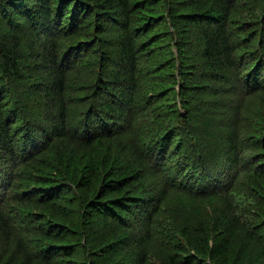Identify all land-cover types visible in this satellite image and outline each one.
Wrapping results in <instances>:
<instances>
[{"label": "trees", "instance_id": "1", "mask_svg": "<svg viewBox=\"0 0 264 264\" xmlns=\"http://www.w3.org/2000/svg\"><path fill=\"white\" fill-rule=\"evenodd\" d=\"M243 3L0 0V264H264V11ZM194 92L227 118L219 154Z\"/></svg>", "mask_w": 264, "mask_h": 264}, {"label": "rangeland", "instance_id": "2", "mask_svg": "<svg viewBox=\"0 0 264 264\" xmlns=\"http://www.w3.org/2000/svg\"><path fill=\"white\" fill-rule=\"evenodd\" d=\"M242 1H245V3H247V7H246V15H245V18L247 15H249V9L252 10V11H255L257 10V8H255L256 6L260 5L262 6L261 9L262 11L259 12L258 10L256 12H259L260 14L263 13L264 11V0H242ZM142 4L144 3L143 1L141 2ZM146 3V2H145ZM243 3V4H245ZM148 4V3H146ZM160 4V3H159ZM156 5V4H155ZM158 6V5H157ZM234 6H235V3H234ZM145 7H147L146 11L145 10H139L138 12H135L134 15L136 16H139V15H143V14H153L152 12L155 11V7L153 5H146ZM260 9V8H259ZM237 11L238 8H237ZM254 17H252L251 19H253ZM238 22V24L236 25V23ZM246 22V21H244ZM144 23V22H143ZM234 25H236L233 30H236L237 28H239L243 22H239L238 20H235L234 18V22H233ZM243 29V28H242ZM253 31L252 28L249 29V32L248 31H244V33L241 35V37H248V40H249V35H250V32ZM257 31H259V28L256 30H254L253 32L256 33ZM149 36V34H148ZM150 37H148L147 39H149ZM258 39H256L255 41L256 42H253L252 44L253 45H249V46H252L255 47V45L258 43L257 41ZM195 46V44H194ZM193 50V49H192ZM160 51H158L157 53V56L158 57L159 55H161L162 53H159ZM192 53V52H190ZM139 61H141L139 59ZM142 62V61H141ZM146 63L148 64H151L153 63V65H150L151 67L150 68H154L155 66V56H152L151 58H149L148 60L145 61ZM149 68V69H150ZM152 71V70H151ZM264 83V81L262 82ZM229 84V83H228ZM29 96V95H28ZM192 97L194 98V104L196 106V108H198V115L195 114L196 116H198L197 118L198 119H201L202 122L200 123V127L203 131H206L208 132V138H210L211 136V139H207V137H202L203 140L207 143V147L211 148L210 150H212L214 152V154H219L223 151L222 147H221V140L219 139V134L220 132L223 131V126L227 120L226 117H223V110L222 108H219V107H214L213 104L211 103V97H208L207 95H204V94H201V93H192ZM28 99L27 102L30 103V107H28L29 109H31L32 112L36 113H43L44 111V106L41 105L40 101L38 99H31L30 97H27ZM222 98H225L224 96H222ZM230 98H236L235 95H233L232 97ZM6 104L5 105H11L12 102H13V99H12V96L9 95V96H6ZM232 103V102H231ZM233 105V103H232ZM260 111L261 113L264 114V105H262L260 107ZM42 116V115H41ZM264 117V115H263ZM226 118V119H225ZM264 120V118H260L258 121V123H263L262 121ZM192 123V118H191V121ZM80 128H77V131H80L79 130ZM210 157L212 155V152L209 154ZM216 160L218 163H221L220 161H222V157H220V155H216V158L213 159V161ZM145 183V185L149 187L152 186V182L150 181H147V180H144L143 181ZM254 190V188H252ZM172 197H174L175 199L172 201L173 204H178L180 208H182V211L184 214H192L195 212L196 209H190L189 207H195L193 205V203L189 200H180L181 198H179L178 196L176 195H173ZM171 198V197H170ZM210 202V201H209ZM211 202H215V201H211ZM169 204H171V202H168ZM210 213L212 212V209H211V206H209V210ZM256 222H258V224H264V219H258ZM97 227V226H96ZM100 230L98 231H101V227H98ZM262 231H264V226L262 227ZM101 236V234H99ZM243 238L242 236H240V239H239V244H238V247L240 245V249L239 250H236L234 251V253L231 255V257L233 256L234 258L239 256V257H242L244 258L245 260H248V258H252L253 257V252L255 250V244L254 242L251 243V242H248V241H243L244 239H241ZM161 247V246H159ZM121 252V251H120ZM116 256V259L120 260L122 259L123 261V264H127L129 263V257H125L123 253H120ZM156 255L153 259V263L155 264H162L163 263V257L162 255L160 254V252L154 254Z\"/></svg>", "mask_w": 264, "mask_h": 264}]
</instances>
